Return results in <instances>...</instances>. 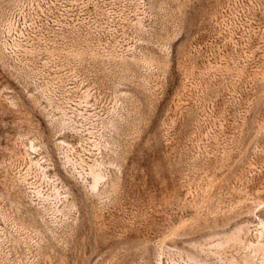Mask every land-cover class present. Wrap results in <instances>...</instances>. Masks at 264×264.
<instances>
[{"label": "rangeland", "instance_id": "rangeland-1", "mask_svg": "<svg viewBox=\"0 0 264 264\" xmlns=\"http://www.w3.org/2000/svg\"><path fill=\"white\" fill-rule=\"evenodd\" d=\"M263 245L264 0H0V264Z\"/></svg>", "mask_w": 264, "mask_h": 264}, {"label": "bare ground", "instance_id": "bare-ground-1", "mask_svg": "<svg viewBox=\"0 0 264 264\" xmlns=\"http://www.w3.org/2000/svg\"><path fill=\"white\" fill-rule=\"evenodd\" d=\"M94 175V174H93ZM95 177V181H94V183L96 184L97 182H98V180H99V174L97 175V173H96V175L94 176ZM94 184V185H95ZM97 185H98V183H97ZM264 246V245H263ZM264 251V250H263Z\"/></svg>", "mask_w": 264, "mask_h": 264}]
</instances>
